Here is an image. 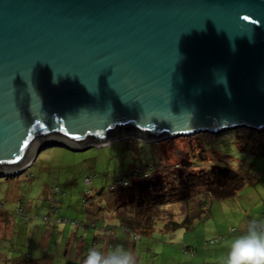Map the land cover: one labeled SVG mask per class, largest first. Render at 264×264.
<instances>
[{
	"label": "water",
	"instance_id": "water-1",
	"mask_svg": "<svg viewBox=\"0 0 264 264\" xmlns=\"http://www.w3.org/2000/svg\"><path fill=\"white\" fill-rule=\"evenodd\" d=\"M241 127L264 133V0H0V178Z\"/></svg>",
	"mask_w": 264,
	"mask_h": 264
},
{
	"label": "rangeland",
	"instance_id": "rangeland-1",
	"mask_svg": "<svg viewBox=\"0 0 264 264\" xmlns=\"http://www.w3.org/2000/svg\"><path fill=\"white\" fill-rule=\"evenodd\" d=\"M170 142L159 145L129 138L80 152L49 148L40 152L33 164L20 175L0 178V211L9 212L11 221L8 224L0 223V237L7 240L15 237L8 243L0 240V254L3 256L0 264H4V258L11 260L19 256L34 259L40 254L51 258L52 264H65L68 259L73 258L80 239L90 243L93 233L98 237L93 246L103 247L105 250L116 244L114 238L120 237L128 242L125 247L136 252L138 264H191V257L196 253L192 252V248L198 249V261L221 264L214 256L209 258L208 251L226 245L232 236V229L240 231L241 225L248 218H258L264 212V133L241 127L218 135L200 133L191 138H175ZM157 145L164 152L178 149L187 160L189 156L194 157V164L212 160L213 165L230 169L229 162L236 156L235 147L239 155V167L235 172L251 178L254 185L247 184L228 200L213 202L209 217L189 231L162 232V223L158 221L151 232L138 234L140 239L134 241L133 232L126 233L117 220L103 212L107 209L106 191L115 178L121 175L129 181L137 179L134 176L130 178L133 166L156 163L160 156ZM200 149L203 150L202 157L199 155ZM191 169L194 170V165ZM200 170L206 171L202 168ZM94 173L98 177L94 178L93 186L88 187L92 203L85 198L87 203L84 207L81 203L83 179ZM56 185L65 192L63 196H52L51 189ZM97 189H104L102 196L97 197ZM52 198L59 200V203H54L59 208L57 215H53L49 208ZM98 203L102 209L100 213L97 212ZM182 206L175 203L162 207V210L168 211L165 212L167 216L172 213L178 219L181 217ZM47 216H50L48 223L43 220ZM55 218L78 220L81 227L73 226L68 221L55 225L52 222ZM94 223L95 227H92ZM12 224L15 226V233ZM53 224L55 227L51 230ZM106 224L111 226L109 235L103 233ZM21 229L25 231V236ZM34 232L39 234L34 236ZM221 233L222 236L229 237L228 240L207 245L208 242L221 238ZM33 241L37 242L34 244L36 248L31 244ZM186 247H189V251L184 252Z\"/></svg>",
	"mask_w": 264,
	"mask_h": 264
},
{
	"label": "trees",
	"instance_id": "trees-1",
	"mask_svg": "<svg viewBox=\"0 0 264 264\" xmlns=\"http://www.w3.org/2000/svg\"><path fill=\"white\" fill-rule=\"evenodd\" d=\"M172 140L173 139L158 143L159 145H162L165 142L171 143L170 141ZM158 147L160 149L158 150L160 156H158L156 163L145 165L139 164L133 166L130 178L132 179L134 176L137 177V179H132V181H129L128 179H125L124 175H121L115 178L113 183L107 188L106 191L108 193L107 209L103 212H107L109 217L117 220L121 227L128 228V230L131 232H136L138 234H148L158 221L162 223V229L160 230L162 232H174L177 230L189 231L209 217L210 206L213 202L228 200L234 197L247 184L254 185L251 178L242 176L227 167L213 165L208 171H194L191 169V166H193L194 162L196 161H192L194 157L189 156V160H187V157L180 153L178 149L177 151H168L173 153L170 155V153H168L166 150L164 152L161 149V146ZM202 152L203 150L200 149V157H202ZM135 168H143L148 170V178L141 180L138 174L134 175L133 170ZM89 176L92 177V184L88 187H92L93 180L94 178L96 179L98 175L94 173L93 175ZM121 182H126L127 185L124 186ZM88 187L84 184V191L82 192L81 199V203L84 207V198H87V200L92 203L89 199L90 188ZM86 191L89 192L88 195L86 194ZM103 192L104 189H97V197L102 196ZM51 194L52 196H63L65 192L56 185L51 189ZM44 202H46V200H44ZM178 202L183 205L180 212V218L175 219L172 213H170L171 215L168 214L167 216V213L165 212L168 211L162 210V207ZM54 203H59V200L52 198L49 208L53 215H57L59 208L55 207ZM137 204H139V206H137ZM97 207V212L100 213L102 209H100L99 203ZM18 211H20V208H18ZM0 212V223L8 224L11 222L9 220V212L4 210ZM102 216L103 215H101V217ZM260 216L258 218H260ZM49 217L50 216L43 217L44 222H50ZM65 219H67V221L73 226H77L78 224V226L81 227L80 221L71 220L69 218H55L52 222L55 225L62 224L65 223ZM76 221L78 223H74ZM54 224L52 225L51 230L54 229ZM92 225L95 227V223ZM107 226L110 225L106 224L105 227ZM12 227L15 233V226L13 224ZM83 230L85 231V229ZM21 232L24 234L25 231L23 232L21 229ZM235 232V229L231 230V233ZM35 234L38 235L39 233L34 232V236ZM94 236V240H97V235L95 234ZM221 237L223 238L222 240H218L215 243L208 242L207 244L215 245L224 241L225 237ZM12 238L14 239L15 237L12 236L8 240L0 237V240H2V243H8L9 241L13 240ZM85 243V239H80L73 258L68 259L65 264H83V260L85 259L86 253L89 249L88 247L85 249ZM31 244L36 245L37 242L33 241ZM35 245L33 246L34 248H36ZM184 250L186 249H183V251ZM2 258L3 256L0 254V259ZM14 258L15 259L11 260L4 258V264H37V261L38 264H52L51 258L43 254L36 256L34 259L30 257L29 259H24L19 256Z\"/></svg>",
	"mask_w": 264,
	"mask_h": 264
},
{
	"label": "clouds",
	"instance_id": "clouds-1",
	"mask_svg": "<svg viewBox=\"0 0 264 264\" xmlns=\"http://www.w3.org/2000/svg\"><path fill=\"white\" fill-rule=\"evenodd\" d=\"M233 148L236 156L231 152L233 159L229 166L235 171L239 167V155ZM213 163L212 160L198 162L194 170L208 171ZM83 264H138V258L133 249L123 244H115L108 250L93 246L88 249ZM221 264H264V218L251 217L243 222L241 233L232 239Z\"/></svg>",
	"mask_w": 264,
	"mask_h": 264
},
{
	"label": "crops",
	"instance_id": "crops-1",
	"mask_svg": "<svg viewBox=\"0 0 264 264\" xmlns=\"http://www.w3.org/2000/svg\"><path fill=\"white\" fill-rule=\"evenodd\" d=\"M245 221V220H244ZM201 223V222H200ZM104 224V223H103ZM102 224V225H103ZM243 225V224H242ZM242 225H241V227H240V231H237V232H235V233H231L230 235H232L231 236V238H230V240H229V242L226 244V245H223L222 247H219V249H217V250H212V251H208V257L210 258V257H212L213 258V256L215 257V260H220V261H223V259L225 258V254H226V252H227V250H228V247H229V245H230V243H231V241H232V239L235 237V236H237V235H239L240 233H241V230H242ZM110 234V233H109ZM108 234V235H109ZM95 234L93 233V236H94ZM219 235H221L222 236V233L221 234H219ZM95 237V236H94ZM94 237H93V240H92V238H91V242L90 243H85V245H84V247H85V249L88 247V248H90V247H93V245L97 242V240H94ZM98 238V237H97ZM229 238V237H228ZM228 238L225 236V240H224V242L226 241V240H228ZM114 242H116V244H123L124 246H126V243L128 244V242H126V241H124V240H122L120 237H118V238H114ZM207 245H210V244H207ZM184 249H186V250H184V252H187V251H189V247H186V248H184ZM193 249V253H195V255H193V257H191V264H206V263H204L205 261H203V262H201V261H198V253H197V251H198V249L197 248H192ZM155 256V255H154Z\"/></svg>",
	"mask_w": 264,
	"mask_h": 264
},
{
	"label": "built area",
	"instance_id": "built-area-1",
	"mask_svg": "<svg viewBox=\"0 0 264 264\" xmlns=\"http://www.w3.org/2000/svg\"><path fill=\"white\" fill-rule=\"evenodd\" d=\"M134 172H133V174L134 175H139L140 176V179L142 180V179H147L148 177H147V173H148V170H146V169H143V168H135L134 170H133ZM121 183H123V185L124 186H126L127 184H126V182H121ZM84 184H85V186H90L91 184H92V177L91 176H88V177H85L84 178ZM89 191V190H88ZM88 191H86V194L88 195L89 194V192ZM87 195H86V197H87ZM87 202L85 201V198H84V200H83V204L85 205ZM260 218H264V212H263V214L260 216ZM44 219H46V218H44ZM58 221H60V220H58ZM62 221V220H61ZM65 221H67V219H65L64 220V222ZM74 223H78L77 221L76 222H74ZM76 225V224H75ZM78 225V224H77ZM92 227H93V225H92ZM124 230L126 231V233H130L131 231H129L128 230V228H124ZM111 232V227L110 226H107V227H105L104 228V230H103V233H105V234H108V233H110ZM139 235H138V233H135V232H133V239H134V241H138L139 240ZM223 238L221 237L220 239H215V240H212V241H210V243H215V242H217L218 240H222Z\"/></svg>",
	"mask_w": 264,
	"mask_h": 264
}]
</instances>
